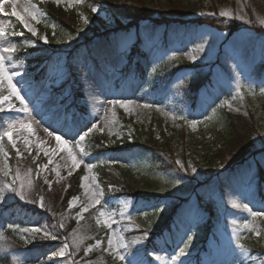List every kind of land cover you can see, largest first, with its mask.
Wrapping results in <instances>:
<instances>
[{"label":"rangeland","instance_id":"374dc122","mask_svg":"<svg viewBox=\"0 0 264 264\" xmlns=\"http://www.w3.org/2000/svg\"><path fill=\"white\" fill-rule=\"evenodd\" d=\"M86 1L16 0V8L23 12L31 4L43 13L42 5L55 4L76 14L81 30L94 28L91 16L108 29L117 25L105 7L86 8ZM255 6L254 21L240 7L219 11L222 24H240L234 33L210 26L173 30L142 23L108 37L99 28L101 36L86 30L79 41L46 21L44 13L38 20L27 18L37 31L34 36L11 15L12 3L4 4L0 27L9 35L0 38V44L16 48L6 56L9 71L21 73L13 82L24 105L14 96L0 105V136L11 130L15 141L13 147L6 136L0 140V217L21 222L7 226L0 220V264H264V215H252L264 212V4ZM255 25L263 31H256ZM17 26L31 37L18 35ZM51 38L55 47L49 46ZM83 44L72 58L71 51ZM48 46L47 63L37 65L28 50L45 52ZM3 96H10L6 81L0 85ZM113 101L131 103L125 108ZM72 103L75 113L64 111ZM22 107L27 111H20ZM81 110L88 112L78 118ZM225 113L247 120L251 116L257 129V136L248 135L245 161L256 157L240 167L223 166L215 159L225 138ZM27 124L31 131L21 127ZM92 133V139L100 141L95 149L107 151L101 158L87 151ZM57 136L67 145L58 144ZM5 139L17 155L14 172ZM68 149L75 152L77 163ZM229 157L227 153L224 163L231 162ZM23 162L28 166L20 167ZM45 164L47 169L42 168ZM5 169L11 170L8 176ZM79 173L77 194L56 218L58 226L63 224L61 232H53L45 200L41 207L43 196L34 193V185L68 190ZM13 179L18 190L24 184V199L6 187ZM137 192L148 200H139ZM93 194L99 205L93 204ZM167 214L172 216L163 236L144 227ZM109 239L128 244L120 249L123 261L109 248ZM185 244L186 254L174 259ZM61 251L64 256L58 255Z\"/></svg>","mask_w":264,"mask_h":264},{"label":"trees","instance_id":"16d2710c","mask_svg":"<svg viewBox=\"0 0 264 264\" xmlns=\"http://www.w3.org/2000/svg\"><path fill=\"white\" fill-rule=\"evenodd\" d=\"M264 4V0H87L85 7L88 5H101L107 9L110 15H113L114 23L117 24L114 28L108 29V26H105L103 22L100 20L94 19L91 16V23L94 25V28L82 29L80 27V22L76 14L71 12L64 11L62 8L57 7L55 4H44L42 5L43 13L45 16V20L49 23L57 26L60 30L68 33L73 38L81 41V38H78L79 35L84 34L86 30H90L95 33L96 36L108 37L111 34H118L122 30L129 29L128 27H138L141 23L148 22L152 23V27L158 28L162 27V29H166L167 26H170L175 29L186 28L189 26H210L213 28H217L219 30L229 31L230 33H234L241 29L240 24L237 22H233L232 24H222L224 23V18H217L219 16V11L225 8L235 9L237 7L242 8L247 13L248 17L254 21L255 19V9L257 10L256 4ZM214 13L212 17H197L199 13ZM216 16V17H215ZM9 22L12 24L14 22L13 18H9ZM127 22H129L127 24ZM97 23L100 26H97ZM125 24H127V28H125ZM20 33H23L25 37H31L29 33L24 31L21 26H17ZM97 27V28H96ZM102 29L101 34H98L97 31ZM256 31H263L258 29V26L255 25ZM119 31V32H118ZM104 33V34H103ZM86 36V35H85ZM87 37V36H86ZM21 39V38H20ZM18 39V40H20ZM31 39V38H29ZM55 40L51 38L49 40V46L55 47ZM27 43H31V41H27ZM87 44H83L77 46L75 49L71 51L70 54L72 58L80 54V47L86 46ZM46 47L47 50L44 52L39 48H35V50L30 49L28 51H32L34 53V62H37V65L47 63L48 60H44V54L50 51V47ZM22 50L24 47H22ZM263 113H264V104ZM226 117V133L225 138L222 142V148L217 152L215 156L216 161H218L223 166H236L240 165L245 161V157L247 156L248 150L246 149V142L248 143V135L251 133L253 136H257L256 127L253 123V120L250 118L247 120L243 115H234L231 113H225ZM244 139L245 143L241 140ZM6 140V139H5ZM4 140L5 149L11 156V167L13 168V172L17 171L18 159L16 152L13 147L8 143V141ZM244 143V145H243ZM95 145H100V141L94 142L92 138L87 139L86 148L87 151L92 153L96 158H101L102 155L107 153L104 149H95ZM141 145L142 148L153 149V147L149 144H138ZM253 149V148H252ZM119 151V150H118ZM123 151V150H121ZM229 154L230 157L228 159L231 162L224 163L226 160V154ZM31 159V158H30ZM227 161V160H226ZM28 162V161H26ZM26 162L19 164L20 167L28 166ZM23 169V168H22ZM260 173H264V170L260 169ZM141 172V171H140ZM18 173V172H17ZM144 174V173H143ZM80 173L77 174L72 180L73 188L65 190L64 188L53 189V187H44L42 188L41 182H38L34 185L35 190L34 193L37 195L43 196L45 200V211L47 216V223L50 229L53 232L59 233L61 232V227L56 223L57 216L64 212L67 208L68 202L72 197H74L79 189L80 184ZM261 182L264 183V176H261ZM43 189V190H42ZM139 200H148V197L137 192L136 193ZM173 213V212H172ZM3 214V213H2ZM172 214H167L165 218H160L157 220H151L148 223H144V227L154 228L158 232H156V237L161 235L163 236V229L168 230L169 226V217L171 218ZM1 219H5L4 224L7 226L19 225L21 222L16 218L13 220H7L6 217H0ZM18 221V222H17ZM162 232V233H161ZM170 232V231H169ZM172 233V232H170ZM160 236V237H161ZM155 237V236H154ZM172 238H175V235L172 233ZM152 241V240H151ZM151 241H148L149 245L152 246ZM176 241V238L174 239ZM155 243V242H154ZM164 243V242H163ZM161 243L163 246L164 244ZM167 248H169V243L166 244ZM153 247V246H152ZM258 249V248H256ZM158 250V248H156ZM259 251V250H257ZM202 264V262L200 263Z\"/></svg>","mask_w":264,"mask_h":264},{"label":"snow or ice","instance_id":"6c2138e0","mask_svg":"<svg viewBox=\"0 0 264 264\" xmlns=\"http://www.w3.org/2000/svg\"><path fill=\"white\" fill-rule=\"evenodd\" d=\"M11 2L12 3V12L11 15L17 17V19L23 23L24 27L28 30V32H30L32 35H37V31L35 28H33L29 22L27 18H31L32 20H38V16H42L43 13H41L39 11V9L35 6V5H29L27 7H24L23 12L17 11L16 8V0H4L3 3H0V13L4 12V4H7ZM57 3H60V0H57ZM93 12H96L97 9L95 7L92 8ZM210 15H214V13H209ZM220 15L222 16H226L228 15L226 12H221ZM243 18V17H241ZM85 22H87V20H85ZM251 23V21H249ZM261 23H264V21H262ZM9 33L8 31L4 28V27H0V38H6L8 37ZM15 35V33H14ZM18 35H23V33H19ZM43 39H45V41L47 40L46 37H43ZM16 51L15 47H4L2 44H0V85H3L4 82H7V86L10 89V96H3L0 97V105H3L6 101H9L11 99L12 96H14L17 100L20 101L21 105H24V97L21 95L20 90L17 88L16 83L13 82L15 77H18L21 75V73H19L18 71H9V66L7 63V56L6 54H10V53H14ZM193 59H195V57H193ZM113 104H121L122 107L127 108L128 107V103H125L123 101H113ZM9 109L13 108V105L9 104ZM20 111H27L26 107H22L21 109H19ZM197 122H193V124H195ZM14 127V126H13ZM22 128H27L29 131L32 130V126L31 124H27V125H21ZM93 127H96L95 125H93ZM51 134V133H50ZM88 133L85 132L84 135L80 136V140H84V137L87 135ZM4 136L7 137V139L9 141H12V145L13 147H15V141L13 139V131L9 130L6 131L4 133L3 136H0V140H3ZM56 140L58 142V144L60 145H67V141L62 140L61 136H57ZM25 144H28V141H25ZM17 154H20V150L16 149ZM69 155L72 156V160L74 163H77L76 161V157L75 155L72 153L71 149H68ZM45 156H49V153L47 151L44 152ZM51 159H49V163H51ZM79 163H83V161H80ZM177 163L179 164L180 162L177 161ZM88 167H91V165H87ZM48 165L45 164L42 166L43 169H47ZM180 167L183 168L184 165L180 164ZM186 170V169H185ZM4 171V175L8 176L9 172L11 171L10 169H5ZM192 172H196V168L192 167L191 168ZM37 175H39V171L37 172ZM84 179H87V177H85ZM47 182V181H46ZM15 183V179H13L11 184H6V187L13 193H16L20 196L21 199L25 198V192H24V184L21 183L19 185V190L15 187L12 186V184ZM175 183H180L179 180H176ZM4 197L2 194H0V200H2ZM30 202H35V201H30ZM75 202V198H73V203ZM93 204L94 205H99L101 203L100 199L95 198V194H93ZM40 206L43 207V197L40 198ZM245 207H247L245 205ZM83 211H88V208L85 207L83 209ZM101 215H104L103 213H101ZM253 217H258L261 215H264V212H253L252 213ZM129 219H131V217H129ZM105 223H107L108 227L111 228V223L108 221H105ZM60 227H63V224L60 225ZM24 231H28V229H25ZM33 232H39L40 229L39 228H33L32 229ZM43 235L45 237L49 236L48 232H44ZM257 235H259V233H257ZM52 239H56L55 236L51 237ZM144 238H147V233L144 234ZM135 243H138L139 241H134ZM100 242L97 241V244H99ZM109 244V248H115L116 254L118 256V258L123 261L125 259L124 255L120 254V249L124 248L126 249L128 247V244L125 243L122 239L120 240V242L118 244H115L114 241L112 239H109L108 241ZM188 245L185 244L184 248H180L178 254L174 257V259L179 260L181 256H184L185 253V248H187ZM241 248H243V245H240ZM58 255L60 256H64L65 252L61 251L60 253H58Z\"/></svg>","mask_w":264,"mask_h":264},{"label":"bare ground","instance_id":"6f19581e","mask_svg":"<svg viewBox=\"0 0 264 264\" xmlns=\"http://www.w3.org/2000/svg\"><path fill=\"white\" fill-rule=\"evenodd\" d=\"M134 66H135V64H134ZM71 151H72V153L75 155V152L71 149Z\"/></svg>","mask_w":264,"mask_h":264}]
</instances>
